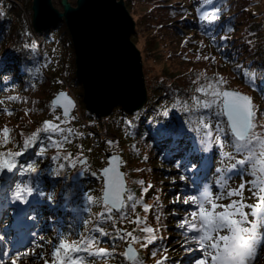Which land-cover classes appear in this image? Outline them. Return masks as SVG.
<instances>
[{
    "label": "trees",
    "instance_id": "16d2710c",
    "mask_svg": "<svg viewBox=\"0 0 264 264\" xmlns=\"http://www.w3.org/2000/svg\"><path fill=\"white\" fill-rule=\"evenodd\" d=\"M32 2L33 0H0V13H2L0 14V101H4L0 104V129L7 125L13 129L11 135L15 138L7 145L0 146V151L4 152L19 151L17 145L22 146L23 139L42 126L45 120L53 119L50 104L63 89L64 81L75 87L81 86L72 72L74 70L76 72V69L65 55L61 70L51 67L50 64L53 51L50 47L54 48L55 44L61 43L66 47L69 55L74 54L65 22L37 33L32 25ZM124 2L136 23L131 39L138 43L142 42L139 49L144 67L146 61L153 62L151 67L157 70L151 77L149 73H145L148 80L147 102L140 111L133 114L117 107L114 109V116L101 119L88 112L83 101H80V107L73 116L75 119L66 126L72 127L75 132L82 135L73 137L72 143L61 150V156L70 152L75 158L82 153L93 164L96 145L90 142L95 141L106 153V137L111 135L114 139L112 141L115 142L118 135L114 132L120 129L125 134L124 141L129 145L132 141L134 143L128 151L133 149L131 153L140 160L143 158L145 164L151 159V154L161 156L164 161H172L176 156L181 155L183 159L178 160V165L183 161L190 163L193 159L198 160L200 156H207L208 151L200 143L201 134L196 130L197 125L193 121L199 115L209 116L211 113L206 110L195 114L186 113L176 103L178 100L189 99L193 94L192 89L195 86L191 84V80L200 72H205L208 77L221 76L228 89L252 97L258 109V120L264 124V13L259 10L264 0H216L215 7L220 8L219 19L211 23L203 17L205 13L213 10V6L203 4V0H124ZM56 35H58L57 39ZM225 36L227 39H222ZM33 39L36 40L35 43L32 42ZM33 43L36 45L35 49L31 47ZM66 43H69L73 52L68 51ZM190 46L201 49L199 61L192 58L196 55H190ZM158 56L162 57L160 59L162 63L165 62L164 69L160 67ZM204 57H214L215 62ZM12 96L19 97L20 100L9 101L7 98ZM79 98L83 99V96ZM25 100L28 102L24 103ZM3 108L13 110L14 115L3 114ZM25 109L32 111L25 115ZM165 111L168 112L167 116L164 115ZM118 114L121 116V122L116 125L114 119ZM55 115H61L58 108ZM212 119L215 122L216 118ZM121 123L125 127H122ZM257 130L264 132V128ZM21 132L25 134L23 137L20 136ZM126 147L127 145H121L120 148L124 159H126L124 151L128 149ZM213 147L217 148L215 145ZM225 150L231 151L230 148ZM218 152L220 163L219 149ZM35 153L36 148H31L20 158V161L26 165L31 160H36L43 169L41 173L36 176L7 174L6 177L0 178V249L7 257L12 256L14 241H19L14 235L20 234L13 228H8L7 224L10 220L19 222L22 226L20 231L24 229L25 221L32 223L34 225L32 237L47 233L53 235L56 240L58 234L82 230L81 220L89 218L90 215L83 210L86 207L82 198L84 192H89L95 197L101 196V180H95L90 174L80 175L71 167L60 171L59 175L52 174V170L58 168V163L67 164L64 160L58 163L51 161L50 157L56 154V149L47 151L42 159ZM143 153L148 156L146 160L142 156ZM227 163L229 161H225V164ZM191 164L198 174V166ZM143 165L141 164L139 168L142 171L131 172L130 182L144 180L143 177H147L145 172L149 168ZM93 170L95 171V168ZM150 170L152 171L151 168ZM194 174L197 175L193 173L190 177L196 183ZM250 179V176H244V180ZM149 180L148 177L144 180L145 186ZM28 181H31L36 189L29 197V202L27 204L14 202L12 197L15 183ZM182 182L186 186V179ZM137 186L139 185L131 184L133 189ZM198 186L199 183L188 185V188L195 191ZM249 193L246 190L245 197H248ZM160 195L161 193L152 199L145 197V202L148 204L156 202L160 204L158 214L152 217L147 214L149 223L154 228H161L159 232L164 233L171 229L169 225H174L175 227L172 226L174 231L181 236L186 235L183 229L177 227V221H172L171 216L174 215H167L169 205L163 202V198L167 196ZM156 197L159 199L156 200ZM102 210L100 206H93L91 214L97 215ZM139 210L138 208L137 212L144 216L145 213ZM156 215L161 216L159 221L155 220ZM16 222L10 225L13 226ZM103 226L111 235L101 237L99 246L111 249L113 243L116 245L114 257L108 264H122L120 253L124 251L125 245L119 240L112 239L114 230L111 223ZM117 226L128 231L134 228V224L127 222H118ZM165 245L164 242L155 241L147 248H141L139 244L135 247L139 251L144 250L152 264H156V261L165 255L168 257L166 264H178L165 251ZM153 252L157 253L155 257L152 255ZM23 259L24 261H19L21 264H33L31 259L38 257L26 256ZM96 259L98 264H103L99 258Z\"/></svg>",
    "mask_w": 264,
    "mask_h": 264
},
{
    "label": "snow or ice",
    "instance_id": "6c2138e0",
    "mask_svg": "<svg viewBox=\"0 0 264 264\" xmlns=\"http://www.w3.org/2000/svg\"><path fill=\"white\" fill-rule=\"evenodd\" d=\"M215 2L216 0H203V4L213 6V10L205 13L203 17L210 23L219 19L220 8L215 7ZM31 47L35 49L36 45L33 43ZM196 59L199 61L201 56L197 55ZM204 59L215 62L214 57ZM191 84L195 86L192 89L193 94L189 99L178 100L176 103L186 113L195 114L201 110L211 113L209 116H197L193 123L197 125L196 130L201 134L200 143L204 145L205 150L210 151L214 145L219 149L221 166L215 169L214 181H205L193 193L185 195L182 200L177 197L174 201L189 206L177 227L184 230L186 243H194L202 251L203 258L198 264H255L258 256L264 258V132L257 130L264 128V124L258 120V109L252 97L228 89L223 77H208L205 72H200L191 80ZM7 99L12 102L20 100L16 96ZM3 103L4 101H0V104ZM57 108L62 110V116L55 115ZM74 108L75 102L67 93H58L50 104L53 119L45 120L42 126L23 139L22 146L17 145L19 151H0V178L16 173L22 176L38 175L43 169L36 160H31L25 165L21 163L20 158L31 148H36L35 155L41 159L47 151L56 149V154L50 157L51 161L58 163L64 160L67 164L58 163V168H54L52 174L59 175L66 167L75 169L79 165L80 175L90 174L102 179L103 187L100 197H95L89 192L82 194L86 204L83 210L90 214L89 218L81 220L82 230L58 234L55 241L47 240L45 243L50 246V251L40 253L39 259L43 260L44 264H98L96 258H99L103 264H108L114 257L116 245L113 243L111 249L99 245L101 237L111 235L103 225L111 223L114 230L112 239L125 245L124 251L120 253L122 264H145L135 245L147 248L157 239H162L157 235L159 229L151 226L147 215L156 206L145 202V196L154 186H145L144 180L129 182L128 174L121 171L126 162L118 155L110 156L107 166L99 172L91 169L82 153L75 158L70 152L61 156V150L72 143V138L82 135L72 127L66 126L75 119L70 111ZM30 111L32 110L25 109V115ZM2 112L8 116L14 115V111L9 108H3ZM164 115L167 116L168 112L165 111ZM213 117L216 118L215 122ZM12 132L13 129L7 125L0 129V146H5L15 139L11 135ZM24 135L23 132L20 133L21 137ZM106 143L111 146L115 142L109 140ZM226 148L231 151H226ZM225 161L229 163L225 164ZM236 175L250 176L251 179H242L237 187H232ZM184 179L185 177L181 176V180ZM131 184L140 186L139 195ZM246 190L251 193L255 203L247 202ZM35 191L31 181L15 183L13 201L27 204ZM158 199L159 197H156V200ZM93 206H100L103 210L97 215H92ZM138 208H142L144 216L137 212ZM160 219V215L155 216L156 221ZM118 222H127L136 227L128 231L118 227ZM40 239L43 240V237ZM36 248H43V244H34L31 251L17 256L11 264H18V261L29 255L36 256ZM152 255L155 257L157 253L153 252ZM167 259L165 255L157 260L156 264H166ZM0 264L3 262L0 261Z\"/></svg>",
    "mask_w": 264,
    "mask_h": 264
},
{
    "label": "water",
    "instance_id": "95a60500",
    "mask_svg": "<svg viewBox=\"0 0 264 264\" xmlns=\"http://www.w3.org/2000/svg\"><path fill=\"white\" fill-rule=\"evenodd\" d=\"M52 1L33 0V29L42 33L65 22L85 109L101 119L117 107L131 114L141 110L147 102L143 60L131 39L136 23L124 0H78L75 8L69 0H60L62 12ZM71 99L72 115L78 104ZM112 155L107 154L106 161Z\"/></svg>",
    "mask_w": 264,
    "mask_h": 264
},
{
    "label": "rangeland",
    "instance_id": "374dc122",
    "mask_svg": "<svg viewBox=\"0 0 264 264\" xmlns=\"http://www.w3.org/2000/svg\"><path fill=\"white\" fill-rule=\"evenodd\" d=\"M77 1L78 0H69V4L73 8H75ZM52 3H53V6L55 9H57L60 12L63 11L60 0H53ZM259 10L263 11V13H264V4L259 8ZM32 23H33V16H32ZM57 37H58V35H56V39H57ZM32 42L35 43L36 40L33 39ZM132 42L134 43L136 48L140 51L139 45H141L142 42L138 43V42H135L133 39H132ZM66 46H68L69 52H73V49L69 45V43L68 44L66 43ZM140 47L143 48L142 46H140ZM50 48L53 49V51L51 53V57H52V62L50 63L51 67H54V68L56 67L58 70H61L62 59H63V56L65 55L68 58V60L70 61L71 65L75 69V56H74V54L69 55L67 53V49L65 46H63L61 43H58V44L54 45V48L52 46ZM189 51H190V55H196V56H193L192 58H196L197 55L202 54L201 49L196 48L194 46H190ZM161 58L162 57L158 56V60H159L158 62L160 64V67L162 69H164L165 68L164 67L165 62L162 63L161 62L162 60H160ZM152 63H150V62L148 63L146 61L145 67H144V63H143L144 74L149 73L150 77L153 76V72L156 73V71H157V70L152 69V67H151V66H153ZM72 72L75 74V70ZM147 82H148V80L145 77L146 90H147ZM61 92H67L68 95L78 103V108L80 107V101H83V99L79 98V97L83 96V93H82L83 88L81 86L75 87V86L70 85V83H68L67 81H64L63 89L61 90ZM76 111L77 110L74 111L72 116H74ZM114 114H115V110L113 111L111 116H114ZM114 122L116 125L119 122H121V116L119 114L116 115ZM121 124H122V127H125V126H123V123H121ZM116 131L117 132H114V133H116L118 136L115 139V143L111 146L106 144L105 148H106L107 153L109 152L112 154L122 156V154L120 152L121 145L122 146L127 145L126 148H128L127 149V151H128L129 147H132V145L134 143L132 141V143L129 145V143L124 141V135H125L124 132L121 129L116 130ZM111 132H113L112 129H111ZM106 140L112 141L114 139H113V137H111V135L110 136L108 135V137H106ZM92 143L96 145V147L94 149L93 164H91V161L90 162L88 161V162H89V165H90L92 170L95 168V171L99 172L100 169L104 168L107 165V162H105L106 161V157H105L106 155H104L105 153H104V151L101 150L100 145H97L95 143V141H93V140L90 142V144H92ZM127 151H124V154H125L124 157L126 159H124L122 157L123 160L126 162L125 166L122 167V171L127 173L128 179H130L131 172H133V170H134V172H138V171H136V169H139L141 164H144L143 165L144 167L148 166L149 170H147L145 172V175L150 180L147 183L153 185L154 187H152L149 190V192L147 193V195L145 197L147 199H152V198H154L155 195H158L159 193H161L160 196H167L165 199L163 198V202H165L167 205H169V208L166 211L167 215L168 216L174 215V217L171 216L172 221H177V223H178L181 220V218L185 215V209H187L189 207L188 205H184L181 202L174 203V201H176L177 197H179L182 200L185 195L189 194V193H186V188L182 185V180H181V176L186 177V173H185L186 167H184L182 165L178 167L177 165H175L176 162H174V163H163L161 157L155 156V154L150 155L151 159L148 161V163H146L147 164L146 165L143 158H142V160H140V158L138 156L136 157L135 154L131 153V152H133V149L131 151H128V153H126ZM142 156L144 158L148 157L147 155H145V153H143ZM176 159H178V157ZM203 160L204 161L201 162L200 165L202 166L203 163H205L203 165V167L205 168L204 172L206 173L205 175H207V179H208L207 181H209V182L214 181L215 180L214 176L216 177L215 169L220 164L218 153L210 151L208 158L203 157ZM150 168L152 169V171L150 170ZM75 169L79 172V170H78L79 165ZM210 174H212V175H210ZM147 177H143V179L145 180ZM239 184H240L239 183V176L236 175L235 179L232 182V187H237ZM101 185H102V183H101ZM101 189H102V186H101ZM134 190H136V193L139 194L140 193V186L135 187ZM157 190H160V192H158ZM247 202L248 203H255L256 202L255 199L251 198V193L248 194ZM223 203H228V201H223ZM150 205L156 206L154 208V210L151 213H149V216L152 217V215L159 213L157 211L160 209V204L156 202V203H153ZM139 209H140L139 211L142 212V208H139ZM249 219H251V217H249ZM14 222H16V221H14ZM14 222H12V220H10V222L7 224L8 228L10 227L12 229V228H15L17 225H19V222L17 221L12 227L11 225ZM24 226L25 227L27 226L26 222H24ZM170 226H171V229H169V232H166V233L158 232L157 233V235L162 237V239H157L156 241L166 243V245H165V249L167 250L166 252H168V255L171 256L173 259H175L178 264H198V262L203 258L202 251L197 247L196 244L186 243V238H187L186 235H182V236L179 235L178 232L174 231V229H173V227H175V226L169 225V227ZM134 228H135V225H134ZM29 229H28V231H29ZM159 230H161V228H159ZM262 231H264V229H262ZM137 234H139V233H137ZM28 237L31 239V244H32V241H34L33 242L34 244H43V248H36L35 249V251L37 253L36 256L38 257V259H31V262H33V264H44V261L39 259V254L42 252L47 253V251H49V249H50V246L45 242L49 239L55 241V238L51 234H41L40 236H38L36 238H32L28 235V232H27L26 236H25V234L20 235V237H18V239L22 240L23 238L27 239ZM40 237H43V240H41ZM33 246H32V248H33ZM32 248H31V250H32ZM27 249L28 248L17 249L12 253V256L9 258L8 257H6V258L2 257L1 252H3V251L0 249V260H2V262H5L6 264H11V261L13 259H15L19 255L22 256V254L25 251H27ZM140 255L143 257L145 264H152L150 262V258L146 255V252H144V250H142V252H140ZM29 256H32V255H29ZM23 258H22V261H24ZM26 259L28 260L29 258H26ZM18 264H21V263L18 261ZM255 264H264V258H261L260 256H258Z\"/></svg>",
    "mask_w": 264,
    "mask_h": 264
}]
</instances>
